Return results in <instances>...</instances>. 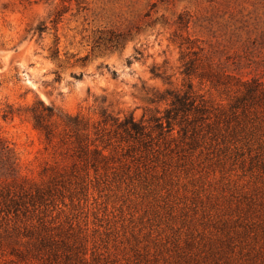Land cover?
Instances as JSON below:
<instances>
[{
    "label": "rangeland",
    "instance_id": "1",
    "mask_svg": "<svg viewBox=\"0 0 264 264\" xmlns=\"http://www.w3.org/2000/svg\"><path fill=\"white\" fill-rule=\"evenodd\" d=\"M256 82L264 0H0V138L18 177L65 170L51 214L117 264H264V97L232 107ZM187 83L207 112L160 127L167 103L147 97ZM37 98L91 122L132 113L144 133L74 171L33 127Z\"/></svg>",
    "mask_w": 264,
    "mask_h": 264
},
{
    "label": "trees",
    "instance_id": "2",
    "mask_svg": "<svg viewBox=\"0 0 264 264\" xmlns=\"http://www.w3.org/2000/svg\"><path fill=\"white\" fill-rule=\"evenodd\" d=\"M40 1V0H37ZM53 2L54 0H43ZM70 2L78 0H60ZM43 27L34 32L40 37ZM57 50L51 52L55 56ZM185 67L184 74H189ZM256 82L254 87L246 85L241 98H237L233 108L245 111L248 107L246 98L254 102L264 97V86ZM147 97L149 102L167 103L164 115L152 119L162 127V119L171 128L177 116L187 120L191 114L203 117L207 112L205 101H196L191 83H187L182 93L166 90L164 93L152 91ZM104 102V98L102 101ZM33 127L43 136L47 143L58 139L70 151L71 168L95 171L108 154L105 150L111 140L128 141L144 133L143 125L135 120L132 113L119 115L108 107L99 105L98 120L91 122L83 115L70 114L53 104H45L37 98L27 109ZM158 112V111H157ZM17 158L9 145L0 138V264H117L104 252H101L80 231H74L70 225H64L51 214L59 207L55 199V185L65 173L63 168L55 169L48 183H37L29 178L18 177ZM56 181V182H54Z\"/></svg>",
    "mask_w": 264,
    "mask_h": 264
}]
</instances>
